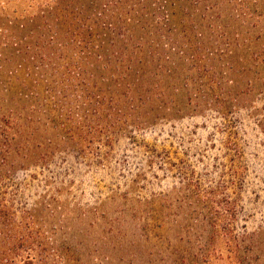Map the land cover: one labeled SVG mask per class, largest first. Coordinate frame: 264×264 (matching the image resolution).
Returning <instances> with one entry per match:
<instances>
[{
  "label": "rangeland",
  "instance_id": "374dc122",
  "mask_svg": "<svg viewBox=\"0 0 264 264\" xmlns=\"http://www.w3.org/2000/svg\"><path fill=\"white\" fill-rule=\"evenodd\" d=\"M162 3L0 0V264H264V0Z\"/></svg>",
  "mask_w": 264,
  "mask_h": 264
},
{
  "label": "trees",
  "instance_id": "16d2710c",
  "mask_svg": "<svg viewBox=\"0 0 264 264\" xmlns=\"http://www.w3.org/2000/svg\"><path fill=\"white\" fill-rule=\"evenodd\" d=\"M162 2L164 3H162L163 4V7L165 8L166 6H167V2H168V0H162ZM171 4V3H170ZM169 6H171V5H169ZM156 13H158V12H156ZM165 13H166V15H167V11H165ZM168 15H173V12H170V13H168ZM168 15L167 16H162L163 18H165V17H167V19L168 20H170L169 18H168ZM147 19V18H146ZM158 23V22H157ZM157 23H155V25H157ZM135 53H137V52H135Z\"/></svg>",
  "mask_w": 264,
  "mask_h": 264
}]
</instances>
